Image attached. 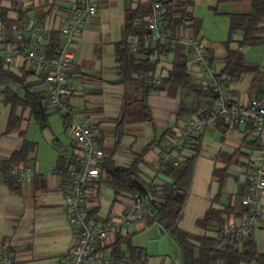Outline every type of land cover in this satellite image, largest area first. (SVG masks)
<instances>
[{"label":"crops","instance_id":"crops-1","mask_svg":"<svg viewBox=\"0 0 264 264\" xmlns=\"http://www.w3.org/2000/svg\"><path fill=\"white\" fill-rule=\"evenodd\" d=\"M226 1L243 2L188 0V7L202 3L216 9L218 4ZM96 2V17L82 26L71 46L73 58L69 66V83L74 86V92L69 97V105L77 118L92 125L100 139L104 158L112 157L118 165L127 167L138 156H142L140 175L145 184L161 185L168 177L160 169L163 162L173 160L178 153L175 139L180 133L182 121L188 117L187 114L179 118L181 107H189L183 104V88L165 85L163 89L147 93L144 86L148 83L146 80L147 83L142 80L128 84L120 82L115 45L122 39L128 13L138 9L144 1ZM249 2L251 11L252 0ZM74 7L75 0H0V12L7 18L18 20L23 25H41L46 31L45 38L40 43L30 31L25 33L24 40L20 43L15 38L16 33L0 23V40H5V55L10 50L15 52V59L7 67L19 76L26 75V82L45 97L49 94L46 81L48 71L38 69L29 62L25 50L32 45L42 49L52 32L61 33L65 23L70 20ZM225 13L229 15L235 12ZM191 16L194 19V34L204 39L218 66L222 68L225 49L219 52L210 47L205 36L199 32L201 20L192 12ZM20 18L24 20L21 21ZM235 36L234 41L238 43L242 35ZM60 38L62 41V34ZM172 47L175 48L176 44L172 43ZM161 53L163 57L156 69H162L161 72L168 76L174 65L176 51L171 49ZM150 56L154 57L153 54ZM138 57L145 58L146 54H138ZM247 75L239 82L231 83L234 95L240 101L257 96L264 89L253 87V76ZM139 78L142 79L140 75ZM193 82L201 84L200 79L195 76ZM3 89L4 86L0 84V163L20 150L26 139L33 143V147L27 159L21 160L17 167L29 166L35 174L31 180L25 181L19 175H14L20 181L19 188L18 183L10 185L6 172L0 167V252L11 254L19 264H65L78 235V226L71 223L67 214L66 197L70 188V176L62 168L71 155L79 154L72 136L71 122L62 110L51 107L47 99L49 125L46 128H41L30 109L19 106L16 109L19 121L12 119V129L8 131L11 107L4 103ZM203 109H198V113ZM247 132V127L244 126L234 129L210 126L204 129L203 148L197 160L202 152H206L207 162L201 161L194 169L190 194L179 220L182 229L203 234L204 231L196 225V221L203 217L211 205L220 207L222 204L232 203L241 208L243 196L249 188L247 181L252 166L249 155L253 148H241L243 154L237 163L230 166L229 178L218 202H215V197L220 184L218 180L209 181L208 174L213 175L215 168L223 166L218 159L220 151H235ZM66 139L67 143L64 142ZM165 152L171 153L167 159L163 158ZM61 155L64 156V163L59 166ZM188 155L183 153L185 158ZM20 173L22 172H18ZM104 178L101 173L100 178L92 184L94 194L88 199L91 221L99 225H109L115 218L125 215L132 203L129 193L117 194L104 182ZM224 194L227 195L225 199ZM238 196H241V202ZM150 216L146 212L143 219L129 225H120L108 239L98 244L96 250L113 255V251H118V246L122 254L128 255V242L118 243V239L129 236V242L144 250L142 263L183 264L180 247L177 250L175 244H172V253L168 252L164 238L170 234L161 225L150 223ZM207 233L216 234L211 230ZM254 235H257L260 249L261 244L264 245V225H260ZM157 238L161 239H158L159 244ZM157 245L161 250H156Z\"/></svg>","mask_w":264,"mask_h":264},{"label":"trees","instance_id":"trees-1","mask_svg":"<svg viewBox=\"0 0 264 264\" xmlns=\"http://www.w3.org/2000/svg\"><path fill=\"white\" fill-rule=\"evenodd\" d=\"M166 8V18L169 20L170 29L173 36L180 32L181 27L186 20H194L191 13L187 10L188 0H163ZM150 12V5L147 2H141L138 9L130 11L126 18L122 39L116 43V61L120 69V82L128 84L137 81L146 82L140 79L141 73H147L156 69L155 62L150 55L154 54L155 49H140L139 52L133 49L134 45L139 44L145 46L147 30V16ZM26 13V12H24ZM229 37L223 43L225 54L222 57L224 68L221 73L226 75L229 83L239 82L247 74L253 75L252 86L256 88L258 81L264 79V69L257 63L249 62L242 51L244 46H253L264 43V0H252V10L250 12L230 13ZM24 20V18H20ZM0 21L8 29L18 23V20L9 19L1 11ZM240 33L242 38L238 41V48H231L234 36ZM61 33L52 32L49 35V41L44 44L41 50H44L48 57L53 58L61 46ZM5 40H0V84L4 86L3 95L4 103L10 105L11 114L9 118L8 131L12 129V119L19 121L16 116V109L21 106L24 109H30L32 115L36 118L41 128L49 125V113L47 112V97L42 93L34 90L31 84L26 82V75L19 76L7 67L5 55ZM159 52L176 51V57L173 68L169 75L163 79L159 85L147 83L144 84L147 93L163 89L165 85L176 88H186L196 91L204 103L206 110L213 97L211 90L204 89L201 85L193 82V76L188 72V52L182 45L172 47V43L157 46ZM146 54L145 58L138 57V54ZM213 59L215 58L212 54ZM264 89H262L263 92ZM261 92V93H262ZM260 93V94H261ZM259 94V95H260ZM258 96V95H257ZM188 110H191L190 112ZM193 109L183 106L179 112V118L188 116L193 113ZM199 111V110H195ZM198 113V112H197ZM196 113V114H197ZM194 114V113H193ZM239 128L240 125L229 124L220 125L218 127ZM247 134L243 137L240 147L233 152L221 150L218 159L223 166L217 167L213 171V175L217 178L220 188L215 202H218L223 194L224 187L229 178L228 170L232 164L238 162V158L243 154L242 147L258 148V139L252 134V127L248 125ZM203 135L201 132L197 141L189 145L191 152L184 161L163 162L161 171L168 179L161 185H146L140 175V163L142 156H138L130 166L124 167L118 165L112 157H105L100 166L101 173L105 176L104 182L111 186L117 194L119 193H140L144 201L150 206L153 214L149 217L150 223H156L169 232L170 236L175 240L181 249L183 264H264V251L259 249L256 237L251 234L242 240L234 239L228 244L226 249L219 250L217 241L223 234L225 226L233 219H239L247 212V207L242 201V206L236 207V204L226 203L223 206L211 205L203 217L196 221V225L201 228L203 234H195L182 229L179 226V220L182 217L183 209L190 192V186L194 174L197 158L200 156L203 146ZM76 144V143H75ZM186 144V143H185ZM77 145V144H76ZM33 147V143L29 140L24 141L20 150L12 153V155L0 163V167L6 172L10 185L20 181L18 177L11 174L12 169L16 168L21 160L27 159ZM79 156L71 155L66 160L65 166L62 167L65 174L70 176L71 168L79 166ZM64 156L59 157V166L63 165ZM162 188V193H158ZM158 196V202L152 200V196ZM88 219L91 220L89 213ZM213 231L215 235H209L208 231ZM128 242V255L118 251H113L114 256L126 257L134 264L142 263V255L144 250L133 245L130 237H119L118 243ZM120 252V253H119Z\"/></svg>","mask_w":264,"mask_h":264},{"label":"built area","instance_id":"built-area-1","mask_svg":"<svg viewBox=\"0 0 264 264\" xmlns=\"http://www.w3.org/2000/svg\"><path fill=\"white\" fill-rule=\"evenodd\" d=\"M149 3L150 12L147 16V30L145 46L134 45L137 52L140 49H155L152 59L157 63L163 57L159 52L158 44L174 43L182 45L188 52V72L200 79V85L213 93L209 107L202 112L193 114L182 122L180 133L175 139L178 153L175 161H184L183 153L191 152L189 145L197 141L198 135L206 127H218L229 124L234 126L252 127V134L258 139L259 147L250 153L251 170L248 177V191L243 196V203L247 212L242 218L233 219L225 226L222 236L217 241V248L224 250L234 239L254 234L264 225V90L263 92L245 101L236 99L233 88L226 75L221 73L216 59L212 57L207 43L193 32V21L186 20L179 33L173 36L169 20L166 18V8L163 0H141ZM96 0H75V7L61 30L62 41L56 55L48 57L44 50L32 45L26 48L25 56L38 69L48 71L46 81L49 86L48 104L62 110L71 122L72 136L79 148V166L71 168L70 188L66 197L67 214L71 223L78 226L77 238L70 250L65 264H134L126 257L103 254L96 250L98 244L108 239L120 225H129L143 219L144 214L151 212L150 206L138 192L133 193L132 203L125 215L117 217L109 225H99L88 219V199L94 194L92 184L101 175V162L104 159V150L100 139L92 125L84 119L77 118L69 105V97L74 92V86L69 83V66L73 55L71 46L84 24L91 22L97 15ZM0 23H2L0 21ZM12 30L16 33L18 42H23L25 33L32 32L37 42H42L46 31L41 25L15 24ZM15 59L13 50L7 51L6 62L10 64ZM162 69H155L141 73L140 77L148 83L159 85L163 81ZM186 143V144H185ZM171 153L165 152L167 159ZM18 172H22L18 174ZM12 175H19L23 181L31 180L34 170L27 166L16 167ZM158 193H162L159 188ZM156 203L158 196H152ZM0 264H19L17 259L9 253L0 252Z\"/></svg>","mask_w":264,"mask_h":264},{"label":"rangeland","instance_id":"rangeland-1","mask_svg":"<svg viewBox=\"0 0 264 264\" xmlns=\"http://www.w3.org/2000/svg\"><path fill=\"white\" fill-rule=\"evenodd\" d=\"M250 9H251V4L249 0H243V2L241 3L229 2V1L222 2L217 5L216 9L212 7H208L207 5H204L202 3H197L196 5H191L190 7L187 6V10L189 12L191 11L195 17H198L201 20L200 21L201 25L199 27L200 28L199 32L201 33V35L205 36L206 41L208 42L210 47H212L214 50L219 51V52H222L225 49L222 43L225 40H227L229 36L230 17L225 12H247L248 10L250 11ZM238 35H241V34L238 33ZM231 47L237 48L238 43L236 41L232 42ZM242 51L245 54V57L249 62L257 63L261 67L264 68V43H261L259 45H253V46H244L242 48ZM248 77L249 75H247L246 78ZM252 82H253V77H252ZM257 83L258 84L256 85V89L264 87V79L263 81H258ZM182 92H183V97H182L183 104L188 105L189 108L191 107V109L193 110H196V108L198 109L204 108L205 105L202 101L201 96L197 94L195 91L183 88ZM233 94H234V91H233ZM188 95L190 96L188 97ZM233 96L235 97V95ZM197 112L198 111L194 112V114H196ZM191 115H193V113ZM230 129H233V128H230ZM217 135L220 136L219 133H217ZM64 142L67 143L68 140L66 139L64 140ZM207 156H208V153L202 152L201 157L196 162L195 169L201 161L207 162ZM250 157L251 156L249 155V158ZM194 175H195V170H194L193 178H194ZM208 177H209V181L211 182L217 181V178L212 174H208ZM213 185H215V183H213ZM226 196L227 195L225 194L223 195L224 199L226 198ZM238 200L241 202V196H238ZM255 237L257 238V235ZM158 239L159 238H157V242L159 244V240L161 239L159 240ZM164 239H165L164 241H166V249L168 250V252L172 253L171 252L172 244L173 245L175 244V246L177 247V250L180 249L178 244L175 242V240L170 235H168V237H165ZM155 248L157 251L161 250V247H159V245H157V247ZM260 249L264 251V245L261 244Z\"/></svg>","mask_w":264,"mask_h":264}]
</instances>
